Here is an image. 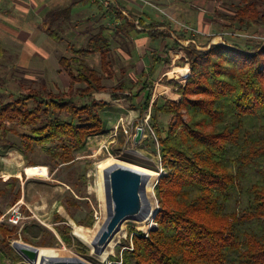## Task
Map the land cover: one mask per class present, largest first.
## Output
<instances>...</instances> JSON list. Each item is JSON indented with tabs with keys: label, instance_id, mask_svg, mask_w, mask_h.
<instances>
[{
	"label": "trees",
	"instance_id": "1",
	"mask_svg": "<svg viewBox=\"0 0 264 264\" xmlns=\"http://www.w3.org/2000/svg\"><path fill=\"white\" fill-rule=\"evenodd\" d=\"M244 2L233 15L218 16L228 26L264 27V11H260L264 5L255 0ZM70 8L65 10V17ZM52 13L47 17L53 19L60 14ZM131 18L144 26L143 19ZM116 19L124 18L118 12ZM43 27L52 39L60 41L54 30L45 23ZM147 28L150 40L163 43V57L154 53L149 71L154 74L155 66H162L159 85L163 103L151 101L152 89L145 84L148 91L139 115L150 114L165 175L156 185V228L147 237L133 234V250H125L120 263L264 264V44L248 50L222 45L198 50L191 42L182 46L178 41L195 39L187 40L174 31L176 39L167 44L171 34L157 28L172 30L169 23L154 21ZM169 49H180L183 55L178 60L185 71L168 78L173 71ZM74 52L104 58L109 42L100 29L88 40L86 49ZM60 63L69 71V90L76 83L84 85L72 96L69 92L29 90L7 104L0 100V145L7 141L8 134L16 132L11 125H18L28 129L27 133H16L20 151L27 153L39 147L56 166L71 163L87 138L103 130L100 113L107 106L93 97L105 90L95 70L78 58H63ZM78 100L83 104L78 105ZM159 115L170 116L164 130L159 126ZM133 169L150 175L146 193L152 200L151 189L160 173ZM31 175L38 176L36 172ZM99 196L102 201L104 194ZM155 211L153 204L152 213ZM152 216L136 222L137 228L144 232L151 229ZM73 228V234L83 240L76 226ZM99 228L96 222L93 234L83 230L95 243ZM62 229L56 230L70 244L69 228ZM10 234L8 231L5 235ZM9 255L15 263L23 264L15 252L10 250ZM105 256L103 252L101 257ZM51 263L50 258L38 254L36 264Z\"/></svg>",
	"mask_w": 264,
	"mask_h": 264
},
{
	"label": "rangeland",
	"instance_id": "2",
	"mask_svg": "<svg viewBox=\"0 0 264 264\" xmlns=\"http://www.w3.org/2000/svg\"><path fill=\"white\" fill-rule=\"evenodd\" d=\"M87 1L0 0L1 103L12 102L19 94H25L29 90H38L43 93L69 92L72 96L76 88L84 85L76 83L69 90V71L60 63L63 58H78L82 63L95 70L101 78V86L105 88L104 91L112 93L111 100L113 101L109 102V105L100 113L104 125L103 130L87 138L85 146L74 154L71 163L56 166L45 151L39 147H34L31 152H21V141L16 133H27L28 129L11 125L16 132L8 134L7 141L0 145V158L7 159V162L2 163L0 167L5 168L9 173L13 172V169H22V176L35 177L36 175L31 174L36 172L38 176L30 178L23 184L24 190L43 191L48 199L52 197L54 200L55 198L58 201V206L61 207V216L67 221V223L53 227L56 231L54 233L51 232L52 227L49 229L43 225L40 227L37 222L28 225L24 223L21 227L11 226L12 235H19L26 229L27 236L34 238H26V240L36 244L39 254L46 259L50 258L51 262L55 261L53 263L65 264L66 261V263L78 262L82 264H121L120 258L123 252L133 250L131 236L137 233L146 236L155 227V223L152 216L154 225L144 232L137 228L136 221H125L123 229H120L105 249L106 256L101 257V255L95 254L92 245L88 244L94 242L89 240L83 228L88 230L89 234H93L96 222L100 223L99 229L101 230V226L106 220L104 172L113 166L123 165L131 167V169L160 173L158 177L160 178L165 175V171L161 167L158 142L152 128L150 114L145 113L142 116L137 114L138 116L135 117L132 115L134 113L132 107H137L141 100H137V97L134 96L136 89L129 87L130 83L125 79L126 71L119 72L123 65L122 62H117L114 68L116 72L113 74L110 67L109 69L105 65L100 67L98 55L85 57V55L74 52L85 47L88 35L83 36L77 33V30L81 28L80 25L87 13L74 14L68 20L65 17V10L69 7L73 10L90 8L92 11L99 9L102 12L109 8V6H100L97 2ZM136 1L141 3L140 7H144L149 12L147 17L150 19L157 17L160 21L169 23L174 38H176V34L172 31L184 34L187 40L195 39L179 41L184 46L191 42L197 45V49H206L211 42H214L216 45L224 43L229 48L239 47L248 50L255 45L264 44V27L251 26L249 29H243L239 28L237 24L228 26V23L218 16V14L233 15L236 7L245 5L244 0ZM255 1L264 5V0ZM79 2L82 5L74 6ZM39 5L42 8L44 5L52 8L54 11L51 10V12L53 13L60 12L58 16H52L53 19L45 15L42 21L49 30L52 29L58 34L61 38L60 41L52 39L48 35V30L43 27V23H40V9L37 8ZM260 11H264V8L261 7ZM66 19L68 20L67 24L64 22L67 21ZM61 23L65 24L66 29L59 26ZM108 30L111 31L110 28ZM207 43V47H202ZM182 55L179 51L175 53L172 51L170 60L173 71L168 74V78L173 74L185 71L183 63L178 60ZM156 84L158 86L156 89L153 88L151 101H157L156 98L161 97L162 90L159 81ZM76 103L81 105L83 101L78 100ZM129 103H132L133 106H130ZM169 119L170 116L167 115L158 116L159 126L162 130L165 129ZM138 127H142L145 132L143 140L135 146L133 137ZM162 136H165L164 131ZM28 164L36 166H27ZM47 169L50 182L38 179L37 177L46 178ZM156 181L155 186L151 189L154 193L152 200L148 198L147 193L146 196L151 208L154 204L155 209L159 211ZM19 187L20 185L16 184L13 178L6 181L0 178V190H3V194L0 195V208L19 203L16 202V191ZM57 191L59 194L55 193ZM100 194H104L102 201ZM22 211L23 214H27L23 208ZM26 218L28 219V217ZM89 219H91L90 225H88ZM59 221H62L60 217ZM74 226L81 233L83 240H79L73 234ZM66 227L69 228L70 244L62 240L56 230ZM6 233V230L2 231V234ZM16 241L20 242L19 239Z\"/></svg>",
	"mask_w": 264,
	"mask_h": 264
},
{
	"label": "crops",
	"instance_id": "3",
	"mask_svg": "<svg viewBox=\"0 0 264 264\" xmlns=\"http://www.w3.org/2000/svg\"><path fill=\"white\" fill-rule=\"evenodd\" d=\"M88 1L91 2L90 0ZM104 1H106V3L108 4L105 7L109 6V8H107L106 10L104 9V11L102 12L99 11V9H93L92 11L90 8H88L87 10H85L84 8L79 10L77 9L73 10V8H70L67 18L69 20V18L74 14L82 15L87 13L85 18L83 19V23L80 25L81 28L77 30V33L83 36L88 35L85 47H82L81 49H86L88 40L93 36V34H95L96 32L98 33V31L102 29L103 36L109 42V52L105 55L104 58H102L99 54H87L85 55V57L98 55L100 67L104 65L107 66L108 69L110 67L113 70V74L116 72V69L114 68L116 67L117 62L118 63L122 62L123 65L122 67H120L119 72L123 73V71H126L125 79L130 83L129 87H131L132 89L133 88L136 89L135 92L136 94L134 96L137 97L136 98L137 100L139 101L141 100L137 107L136 106L132 107L133 109L132 111L134 112L132 115L135 117L137 114H139L140 106L144 102V98L147 95L148 90L144 88V85L146 84V87L148 89H152L153 92V88L155 87L156 89V87L158 86L156 83L159 81L160 75L162 73V66L158 64L155 66L156 69L154 74H151L149 71L153 66V62H152L153 54L157 53L159 57H163V54L160 52L163 43H161L160 39L152 41L147 37V32L149 31V29L147 28L148 25L153 23L154 21H160V19H157V17H154L153 19L147 17L149 16V12H147L146 9H144V7H140L141 3L137 2L136 0H104ZM96 2L100 6H104L103 4L100 3V0H97ZM91 3H95V2H91ZM79 5L82 4L79 2L74 6H79ZM40 7L41 5H39L37 8L40 9L39 20L41 23L44 20L45 15H47L48 12H51L52 8H48L45 5L43 6V8ZM118 12L120 13L121 16H123L124 19L122 20L116 19V15ZM131 16L135 17L136 19H140V18L143 19L144 26L143 27L139 26L136 20L132 21ZM68 20L64 22L67 24ZM59 26L62 29H66L64 23L63 24L61 23V25ZM109 28L111 29V31L108 30ZM157 30L168 31L171 34V30H167L166 28H157ZM174 39L176 38H174L171 34V38L167 40V44H170ZM179 50L180 49H169L168 53H170L171 55L172 51L175 53L178 52ZM111 95L112 93H110L109 91L107 92L102 91V92L94 93L93 97L97 101L107 103L108 106L109 102H113L111 100ZM156 99H158L156 101L157 105L163 103V100L160 99L159 97ZM129 105L133 106L132 103H129ZM6 162L7 159L2 157L0 158V165ZM21 171L23 170L13 169V172L9 173L8 170L0 167V178L3 181L13 178L15 179L16 184L20 185V187L17 189L18 191H16V202L21 203L22 208L27 213L26 215L24 214L25 217H28L26 224L28 225L29 223L37 222L38 226L41 227L43 225V227L49 229V227L53 228L62 223H67L66 218L61 216L62 215L60 211L61 207L58 206V201L55 198L54 200L52 199V197L48 199V197L44 195L43 191L29 192L27 191V189L24 190L23 184L26 183L28 180H30V178H35L36 176L33 177L29 175H24L25 176L24 177L22 176ZM48 176H49V171L47 169L46 178L45 177H37V178L38 179L40 178V180H43L44 182L46 180L50 182ZM2 191L3 190L1 189L0 195L3 194ZM58 192L59 191L55 193L59 194ZM10 207L11 206H5L4 208H0V264H18L15 263L14 260L9 255L10 250L15 252L12 244L18 239L20 240L21 243L34 246L35 248L37 247L36 244H34L32 241L28 239L26 240V238L29 239L31 238L27 236L26 229L19 235L2 234L3 230H6L8 232L12 228L10 225L6 223L4 218L5 213ZM59 217L61 218L62 221H59ZM27 225H25V228H27L26 227ZM53 229L51 230V232L53 233L56 232L55 229L54 230Z\"/></svg>",
	"mask_w": 264,
	"mask_h": 264
},
{
	"label": "water",
	"instance_id": "4",
	"mask_svg": "<svg viewBox=\"0 0 264 264\" xmlns=\"http://www.w3.org/2000/svg\"><path fill=\"white\" fill-rule=\"evenodd\" d=\"M215 45L214 42H211L206 49L198 48V50H208L211 46ZM221 45L225 44L221 43ZM143 138L144 129L138 127L133 137V144L137 146ZM150 179V175L123 165L113 166L104 172L106 220L103 223L102 229L95 243L92 244L93 252L95 254L101 255L105 251L114 236L120 231L121 226L125 221L132 220L141 222L151 215H153L154 219L158 210L152 213L151 204L146 196V186ZM155 228L156 225L152 230ZM12 246L17 255L23 260V263H37L39 254L38 248L17 241L14 242ZM65 264L82 263H66L65 261Z\"/></svg>",
	"mask_w": 264,
	"mask_h": 264
},
{
	"label": "built area",
	"instance_id": "5",
	"mask_svg": "<svg viewBox=\"0 0 264 264\" xmlns=\"http://www.w3.org/2000/svg\"><path fill=\"white\" fill-rule=\"evenodd\" d=\"M91 2H96L97 0H90ZM100 3L103 4L104 6H107L108 4L104 0H100ZM22 204L21 203H16L15 205L11 206L7 212L4 215L5 221L8 225L10 226H17L21 227L26 223L27 218L23 214L22 211ZM156 225V224H155ZM148 235V234H147ZM146 235V237H147Z\"/></svg>",
	"mask_w": 264,
	"mask_h": 264
},
{
	"label": "bare ground",
	"instance_id": "6",
	"mask_svg": "<svg viewBox=\"0 0 264 264\" xmlns=\"http://www.w3.org/2000/svg\"><path fill=\"white\" fill-rule=\"evenodd\" d=\"M59 264H63V263H59Z\"/></svg>",
	"mask_w": 264,
	"mask_h": 264
}]
</instances>
